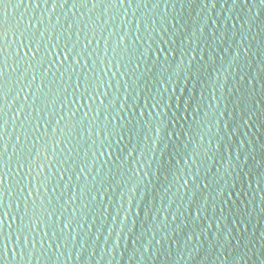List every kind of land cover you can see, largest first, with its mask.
I'll use <instances>...</instances> for the list:
<instances>
[{"label": "water", "instance_id": "water-1", "mask_svg": "<svg viewBox=\"0 0 264 264\" xmlns=\"http://www.w3.org/2000/svg\"><path fill=\"white\" fill-rule=\"evenodd\" d=\"M77 2L48 0L45 7V0H0V27L8 37L4 81L7 99L0 100V107L4 109L0 123H7L4 159L9 162L12 188L6 201L11 205L9 219L15 221L11 231L15 233L16 224L20 223L16 216L21 210L29 211V219L34 210L40 221L24 233L25 238L31 236V242L24 239L22 245L17 244L18 251L23 246L25 252L34 251L35 257L29 253L17 260L16 254L9 252L10 259L6 258L5 264H264V26L255 20L257 11L261 12L260 19H264V5L256 0L254 6L249 0L245 7L241 0V6L233 10L232 0H227L226 7L225 0H216L215 8L212 0H208L206 8L203 0H198L193 7L183 6L184 0H143L146 6H139L141 0H135L134 4L129 0V6L109 10L93 7L92 0H87L86 7L73 8L72 4ZM56 4L61 6L54 9ZM156 4L160 6L155 7ZM249 16L253 17L251 25ZM216 23L219 28L216 36H212ZM91 24L95 27L89 33ZM237 30L238 35L233 39ZM225 33L227 40L223 39ZM21 34L25 44L32 38L33 51L36 43L40 45L37 57L26 64L20 62L24 52ZM124 36H127L129 55L120 63L124 45L121 44L115 59L112 52L116 51L117 40ZM161 39H174L173 47L188 53L184 57V76L178 78V92L173 95L178 99L183 92L185 96L195 93L194 108L203 92L201 112L196 114L197 121L203 116L205 125L201 130L205 136L201 151L208 147L214 149L207 161H197V179L187 191L182 181L166 185L170 190L165 191L159 187L164 184L163 174L159 184L154 174L164 145H160L159 151L154 149L156 137L151 126L156 122L153 119L156 112L150 111L155 102L150 98L158 99L161 92L168 96L176 86L173 81L165 91L160 68L172 67L171 71L165 70V79L173 75L181 64L182 52L177 51L175 57L168 56L166 64L163 54L159 61L154 52L151 60L138 57L150 47V40L155 49V42ZM241 40L249 53H244ZM65 43L68 49L75 44V52L84 53L76 56L81 60L80 65L72 56L68 57L73 61L71 64L60 65L58 60L53 63L49 49L63 51ZM18 47L20 56L15 55ZM109 49L112 51L105 57ZM237 50L241 53L238 58ZM28 51L31 56V50ZM193 52L197 53L199 79L193 74V79L185 84L187 63ZM105 66L109 69L107 73L103 72ZM85 77L93 85L102 84L103 105L100 99L87 100L88 96L96 95L92 85L83 96L85 104L71 103L73 98L77 102L82 98L83 87L75 93L73 90L77 80L85 84ZM105 89L108 98L103 95ZM98 110L100 115L94 116ZM192 114L195 113H188V123L182 122L177 128H194ZM105 117L116 119L123 130L122 137L113 135L109 149H101L102 141L108 142L107 128L101 132L107 123ZM209 123L213 125L211 131L206 130ZM196 139L194 136V144ZM116 140H120L118 145ZM208 140L213 144L209 145ZM219 143L223 148L217 151L214 145ZM229 145L231 155L227 151ZM41 147L46 148L47 155H41L33 164ZM133 149L135 154L130 155ZM169 151L175 156L183 147L170 145ZM108 152L113 155L108 156ZM21 156L28 161L31 175L27 168L18 170ZM176 163L173 159V164ZM43 165L51 166L38 173L37 168ZM184 168L190 178L193 168L187 164ZM37 175L40 181L36 180ZM29 179L35 200L28 196ZM153 184H157V191L151 218H147L145 206L132 232V216L125 222L124 214L133 200L139 206L146 186L151 200ZM204 184L208 185L207 189L203 188ZM37 186L39 192L35 191ZM197 205L201 207L199 220L195 217ZM188 211L193 215L187 216ZM50 212H55V216ZM69 219L72 220L70 231L64 228ZM130 232L132 241L128 239ZM229 232L232 233L230 240ZM137 237H140L139 243H136Z\"/></svg>", "mask_w": 264, "mask_h": 264}, {"label": "snow or ice", "instance_id": "snow-or-ice-1", "mask_svg": "<svg viewBox=\"0 0 264 264\" xmlns=\"http://www.w3.org/2000/svg\"><path fill=\"white\" fill-rule=\"evenodd\" d=\"M22 2V0H21ZM67 3V0H65V4ZM93 7H107L109 10L112 8H121V7H127L129 6V0H99V3L95 2V0H92ZM135 0H131V4H134ZM198 3V0H184V5L187 7H193L196 6ZM242 3L245 7L248 6L249 0H242ZM253 5H256V0H252ZM260 5H264V0H259ZM48 0H45V7H47ZM77 5L81 7H86L87 6V0H78L77 3H73L72 7L76 8ZM39 7V3L36 5ZM57 6H61L59 4L54 5V9ZM139 6H146L143 3V0H141ZM155 7H159V4L154 5ZM217 6L216 0H212V8H215ZM225 7L227 6V0H225ZM241 6V0H232V7L233 10H235L237 7ZM203 7H208V0H203ZM165 10H167V5H165ZM249 12H251V9H249ZM261 17V12L257 11L255 13V20L256 22L259 20L260 24L264 26V19H260ZM126 19V17H125ZM243 19V17H241ZM253 22V17L249 16L248 17V23L251 25ZM244 25L241 24V27ZM95 27V24H91L88 27L89 33L92 32L93 28ZM233 27L235 28V24H233ZM219 28V23H216L215 28L212 31V36H216V29ZM83 31V29H81ZM199 31V30H198ZM113 32H115V29H113ZM238 35V30L237 32L233 33V39H235V36ZM137 36H139V32H137ZM7 34L4 32L3 28L0 27V100H6L7 99V93L5 91V77H6V72L5 68L7 66V55L5 54V46L7 45ZM224 40H227V33L224 34L223 36ZM191 37H189L188 43L191 44ZM262 42H264V36H262ZM154 42L152 40L149 41L150 47L145 50V52L138 57L140 60H144L145 57L148 58V60H151L153 52L156 57V61H159V57L161 54L165 57V64L167 63V57L168 56H173L175 57L177 51L182 52L180 56V61L181 64L175 68V72L173 75L168 76L167 79L164 78V73L165 70L171 71L172 67H169L168 69H165L164 67L161 66L160 71V80L163 82V88L165 91L168 90L169 83H173L175 81V85L171 88V92L169 93L168 96H165L163 92L158 93V99L157 97L153 96L150 99L155 101L151 105V110L150 111H155L156 112V117H154V121H156L151 127L154 129L153 134L156 137V143L154 145V149L156 151H159L160 145H164V150L163 152L160 153V160L159 163L155 166L154 174L156 176L157 184H159L160 179H161V174H163V180L164 184H159L160 188H163L165 191L170 190V186L166 187V185L170 184H175L178 181H182V186L185 188V191H187V188L191 186L193 182L196 181L197 175L195 173V167H199V164L197 163L198 160H204L207 161L209 159V153L212 152L214 149L213 147H208L201 151V141L205 139V136L201 134V130L205 128L204 125V118L203 116L200 118L199 121H197V116L196 114L201 112V102L204 99V94L203 92L200 93L199 101L197 102V105L193 108V100L195 99V93H193L190 96H185L184 92L179 96L177 99L175 93L178 92V84H179V77L184 76V57L188 55L186 50L183 49H177L173 47V44H175V40H164L161 39L160 41L155 42V49L151 47V45ZM21 46L24 49L23 56L20 58L21 63H28L29 60H34L37 57V53L40 51V45L38 43L35 44V50L33 51V40L31 37H29L28 42L25 44L24 39H23V34H21V41H20ZM121 44L124 45L125 53L124 56L120 58V63H124L125 57L128 58V46H127V36L122 37L121 39L117 40L116 43V51L112 52V57L115 59L119 55V49ZM133 44H135V41H133ZM241 46L243 47L244 41H240ZM167 45V48L165 47ZM56 47V46H55ZM84 48H87V44H84ZM76 45L73 44L72 49H68L67 43L63 45V51H56L49 49V52L52 56V61L53 63H58L60 65L65 64L66 62L71 64L73 61L77 64H81V60L76 59L77 55L83 56L84 53H76L75 52ZM197 48H199V41L197 42ZM27 49V50H25ZM31 50V56H29V51ZM109 51H112L109 49L104 53V56L107 57L109 54ZM139 50L137 49V52ZM243 51L245 54L249 53V48L248 47H243ZM21 48H17L15 55L20 56ZM53 52L55 54L53 55ZM241 55L240 51H236V57L238 58ZM72 56L73 61H69L68 57ZM63 57V59H61ZM196 57L197 53L193 52L192 53V59L188 61L187 63V69H188V74L186 77H184L183 82L187 84L190 80L193 79V74L195 75L196 79H199V71L200 69L197 68L196 65ZM204 57L201 56L200 60H203ZM147 62V61H146ZM235 62V61H234ZM88 61H84V65H87ZM51 67V65H50ZM137 68L140 67L139 63L136 65ZM231 66H229L230 68ZM83 70V69H82ZM92 70L89 69V72ZM109 71L108 67L105 66L103 69L104 73H107ZM73 72H75V69H73ZM219 73V69L217 70V74ZM125 75H131V73H125ZM94 77V75H93ZM35 79V77H33ZM255 79V78H253ZM92 85L94 87L96 95H90L87 97V100L89 101H95L97 99H100L101 95V83L93 85V82L88 80L87 77H85V84L81 85L79 80L76 82V89L73 90L75 93L76 90L80 89L83 87L84 93L82 94V98L79 100V102L76 101L75 98L71 100V103L73 104H85V99L83 98L84 94L88 93L89 91V86ZM41 89H43V84H41ZM130 87V86H129ZM252 88L253 90L255 89V85L253 84L252 81ZM39 91V90H38ZM66 91V89H64ZM103 95L105 98L107 97V89L104 90ZM125 101L128 100V96H125ZM55 103V102H54ZM218 101H217V106H218ZM104 101L103 99H100V105H103ZM88 107L91 108L92 105L88 104ZM107 106H105L106 108ZM100 111L98 110L96 113H94V116L100 115ZM3 112L4 109L0 107V120L3 119ZM183 112V115L181 113ZM192 112L195 114H192L191 116V121L195 124V127L189 126L187 129L184 127H179L177 128L178 125H180L182 122L183 124L188 123L189 121V115L188 113ZM171 113V115H169ZM75 113H73V116ZM110 115V113H109ZM157 116L159 119L157 120ZM71 119V117L69 118ZM105 120L107 121L106 124H104L103 127H101V132L103 133L104 129L107 128V144H105L102 141L101 144V149H109L112 147L111 140L113 135L116 136H123V130L120 128V124L116 119L108 120V117H105ZM119 120H123V117H120ZM83 124V121L80 122ZM112 125H115L113 128ZM47 127V125H45ZM213 125L209 123L207 125V131H211ZM230 127V126H229ZM171 129V131H169ZM7 132V123L3 122L0 123V145H3L2 148H0V264H5L6 258L10 259L9 257V252L16 254L17 260H19L21 257L26 258L29 253L35 257V252L32 250H29V252H25L23 246L17 250V244H23L24 239H27L28 242H31V236L25 238L24 233L26 230L30 229L35 223L37 226L39 225V218L36 217L34 210L32 211V218L29 219V211H24L21 210L18 212L16 217L20 218V223L16 224V231L13 233L11 231L12 225L15 223L12 219H9V216H12V212L9 211V208L11 207L10 204L7 203L6 198L8 196V190L12 188L11 182H10V177H8V173L10 172L9 169V162L8 160L4 159L5 153L7 152V145H6V136L5 133ZM194 136L197 138L195 141V144L193 142ZM186 141V142H185ZM120 143V140H116V144L118 145ZM208 144L212 145L213 141L208 140ZM170 145H175L177 148H180L181 146L183 147L182 152H178L177 155L173 156L171 152L169 151V146ZM148 145H145V148H147ZM215 150L220 151L223 148V144H215L214 145ZM53 151H55V144H53ZM135 149L132 150L130 155L135 154ZM229 155H231V147L229 145L227 149ZM165 154H167L168 159L165 161ZM41 155H47V151L45 147H41L40 152L36 154V159L35 161H32L33 164H35L36 161L39 160ZM112 152H108V156H112ZM143 155V154H142ZM222 156V152H221ZM153 161H155V155L152 157ZM173 159L177 160L176 164H173ZM239 159V157H237ZM20 160L22 163H18L17 168L19 170L20 167H24L28 169L29 175H31V167L29 166V163L23 156H21ZM53 160H55V156H53ZM183 163H180V162ZM107 161H105L106 163ZM115 163V162H114ZM123 164V160L120 162ZM139 163V162H138ZM213 163H215V160L213 159ZM221 163H223V160L221 159ZM231 161H229V168H231ZM184 164H187L189 167L193 168V174L190 178H188V173L187 169L184 168ZM51 165H43L37 168V172H42L43 168L45 167H50ZM183 169V176L181 175V170ZM128 171H131V168L128 169ZM136 175L139 174V169L135 173ZM63 175V173H62ZM6 177H8V183L6 185ZM41 177L40 175L36 176V180L40 181ZM111 179V178H110ZM152 175L149 174L148 180L151 181ZM47 183V182H45ZM29 184V190H28V196H31L33 200H35V197L32 195V189L30 187L31 185V180L29 179L28 181ZM157 184L152 185V198L149 200V192L147 190V186L145 187L144 195L140 199V204L139 206H136L135 200L132 201V203L129 205L127 211L124 214V220L125 222L128 221L129 215L132 216V223H133V230L132 232L135 231V225L137 223V217L141 216V213L145 212V206H147V218H151L152 211L155 208L156 205V191H157ZM86 187V186H85ZM204 189L208 188L207 184L203 185ZM39 186L36 187L35 191L39 192ZM138 189H132V191H137ZM21 191L23 192L24 189L21 188ZM54 191V189H53ZM12 195H15V191L12 192ZM195 195V193L193 194ZM27 199V197H25ZM123 199V197L121 198ZM68 203H72V197L69 198ZM188 208H191V203H189ZM204 212H207V207L205 206L203 208ZM55 212H50L51 216H55ZM193 213L192 211L187 212V216H192ZM201 216V207L200 205H197L196 211H195V217L197 220H199ZM178 217H173V219H177ZM207 219V216L205 215L204 217ZM63 219V218H61ZM117 219H119V216H117ZM202 224V221L200 222ZM71 225H72V220L69 219L67 224L64 225V228H67L69 231L71 230ZM186 227V225H185ZM46 229L47 225L45 226V234H46ZM63 231V228L61 229ZM132 232L129 233L128 239L129 241H132ZM194 233H193V238H194ZM232 233L229 232L228 238L229 240L231 239ZM140 237H137L136 243H139ZM120 241L117 240V243ZM237 244L240 246L241 241L238 240ZM150 250V249H149ZM159 251V249L157 250ZM235 251V249H234ZM43 256V253L41 254ZM135 256V253H133V257ZM243 257H241L242 259Z\"/></svg>", "mask_w": 264, "mask_h": 264}]
</instances>
